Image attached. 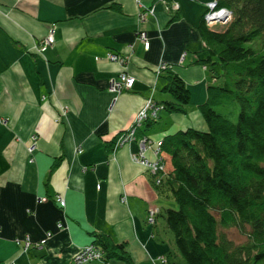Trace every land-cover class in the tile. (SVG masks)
<instances>
[{
  "label": "crops",
  "instance_id": "1",
  "mask_svg": "<svg viewBox=\"0 0 264 264\" xmlns=\"http://www.w3.org/2000/svg\"><path fill=\"white\" fill-rule=\"evenodd\" d=\"M164 1L0 0V264H75L101 233L127 244L133 264L174 262L172 240L158 236L168 233L164 214L175 204L132 155L143 137L153 140L145 156L155 161L154 146L166 136L207 129L200 106L214 78L201 62L199 24L215 0ZM52 31L55 42L39 53ZM110 53L128 65L109 61ZM161 64L167 68L158 72ZM123 70L134 86L115 95L111 82ZM170 71L191 92L186 112L164 109L139 126L136 140L116 147L149 97L173 100ZM150 208L160 210L154 226ZM27 236L48 240L26 251L17 239Z\"/></svg>",
  "mask_w": 264,
  "mask_h": 264
},
{
  "label": "trees",
  "instance_id": "2",
  "mask_svg": "<svg viewBox=\"0 0 264 264\" xmlns=\"http://www.w3.org/2000/svg\"><path fill=\"white\" fill-rule=\"evenodd\" d=\"M218 5L233 15L227 27L219 32L204 19L199 24L207 49L201 62L220 82L208 87L200 106L207 129L166 136L161 156L167 173L160 184L152 182L175 204L166 208L165 221L179 260L264 264V0H218ZM167 79L173 100L164 102L165 109L186 112L191 92L185 81L171 71ZM231 227L247 240L229 239ZM94 235L104 262L133 264L127 244Z\"/></svg>",
  "mask_w": 264,
  "mask_h": 264
},
{
  "label": "built area",
  "instance_id": "3",
  "mask_svg": "<svg viewBox=\"0 0 264 264\" xmlns=\"http://www.w3.org/2000/svg\"><path fill=\"white\" fill-rule=\"evenodd\" d=\"M163 3L166 4V1L163 0ZM206 6H207V11L204 14V20L208 26L209 24L226 22L227 20H229L230 18V16L228 15L230 14L229 10L225 7H220L218 5V0L208 2ZM178 8H179L178 4H174L172 6V9L174 10H177ZM150 12L154 13V8L150 9ZM142 19L145 20V16H142ZM140 39L141 41L144 42L145 49H148L150 45V41L147 40V35L141 34ZM55 40H56L55 34L52 31L50 33V36L44 41H42L39 49V53L45 51L52 43L55 42ZM107 59L111 62H118L123 66L128 65V60H129L127 57H123L118 54L114 55L112 53L107 55ZM165 68H167V66L165 64H161L158 67V72L164 70ZM134 82H135V77L132 76L127 71L123 70L122 72L119 73V76L116 78V80L111 82L110 91L115 95L119 94L121 92L132 89V87L134 86ZM164 109L165 106L163 104H157L154 101L153 97H149V99L146 101L144 106L136 114V118L131 125L132 127H130L129 130L125 131L124 133L118 136V140L115 146L119 147L121 145L136 140L135 133L136 130L139 128V126L145 122L148 121L150 122V120L154 121L159 119L160 117L159 113ZM152 143H153L152 139L150 140L149 138L146 137L141 138L139 142L140 151L137 154H133L132 158L136 163L143 164L146 168H148L153 181L156 184H160L162 180L161 175H163V173H167L168 167H166L163 161V157L161 156V143H156V145L154 146L155 147L154 151L158 159L153 161L146 158L145 151L151 146ZM32 150L33 147L30 149V152ZM57 201L62 206H65V201L61 196H58ZM148 211L149 212H148L147 221L150 222V224L156 223L155 220L160 210H158V208H154V209L150 208ZM58 226L62 227V223L60 222ZM49 236L50 233H48L47 237L49 238ZM48 238L38 243H33L31 241V238L27 236L25 239H17V242L19 244H22L24 249L27 251L28 248L32 246L38 247L44 244L46 240H48ZM102 255L103 254L101 250L99 251L98 249H96L94 246L91 245L81 249V251L74 256L75 257L74 261L75 264H88V263H92V261L103 262ZM10 264H15V263H10Z\"/></svg>",
  "mask_w": 264,
  "mask_h": 264
},
{
  "label": "rangeland",
  "instance_id": "4",
  "mask_svg": "<svg viewBox=\"0 0 264 264\" xmlns=\"http://www.w3.org/2000/svg\"><path fill=\"white\" fill-rule=\"evenodd\" d=\"M229 10V9H228ZM229 12H230V14H228L229 16H230V18H229V20H227L226 22H220V23H215V24H209V27H212V29L213 30H215V31H223L227 26V24L230 22V20L232 19V17H233V15H231V11L229 10ZM213 67V69H215L216 71H218V72H220L221 70L219 69V66L218 65H213L212 66ZM212 80H214V84H220V82L218 81V80H215V79H212ZM150 140H151V138H150ZM161 143V142H160ZM125 145V144H124ZM122 146V145H121ZM154 153H155V151H154ZM156 155V154H155ZM157 156V155H156ZM158 159V158H157ZM156 159V160H157ZM165 210V209H164ZM165 215V214H164ZM161 219V218H160ZM148 222V221H147ZM149 224H150V222H148ZM156 223H154V224H151V225H155ZM63 225V224H62ZM166 226V223L165 224H163V226ZM60 227V226H59ZM62 228H65V226L64 227H62ZM167 231H168V233H161L159 236H158V238L160 237V238H162V240H164V241H166V240H169V239H171L172 241H171V244L174 246V250H170L169 251V257H170V260L171 261H174V262H177V261H179L181 264H187V263H185V261L184 260H179V258L177 257H175V254H177V252H176V249H175V242L173 241L174 239V237L172 236V233H171V231H169L168 229H166ZM159 231H160V229H159ZM158 231V232H159ZM170 234V235H169ZM226 234L228 235V237H229V239L231 238V239H233V241L235 242V243H237V244H241L242 242H245L247 239H246V237H245V235L241 232V231H239L237 228H233V227H231V228H229V230H227L226 231ZM171 236V237H170ZM26 238V237H25ZM170 241V240H169ZM170 244V243H169ZM91 245L92 246H94L96 249H98L99 251H100V249L98 248V246L97 245H95L94 243H91ZM91 245H89V246H91ZM167 246H169L168 245V243H167ZM83 249V248H82ZM167 259L168 258H166V257H159L158 259H156L155 261H158L160 264H164V262H168L167 261ZM114 261H118V260H116V259H113ZM163 260V261H162ZM155 261H152L151 262V264H155Z\"/></svg>",
  "mask_w": 264,
  "mask_h": 264
}]
</instances>
